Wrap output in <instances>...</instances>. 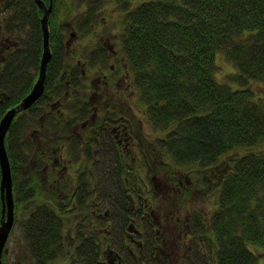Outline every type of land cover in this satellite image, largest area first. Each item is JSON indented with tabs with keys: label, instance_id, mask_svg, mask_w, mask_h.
Masks as SVG:
<instances>
[{
	"label": "trees",
	"instance_id": "1",
	"mask_svg": "<svg viewBox=\"0 0 264 264\" xmlns=\"http://www.w3.org/2000/svg\"><path fill=\"white\" fill-rule=\"evenodd\" d=\"M114 1L116 5L129 7L120 35L121 51L140 104L158 134L154 140H147L146 150L136 143L132 151L149 152V160L160 159L161 165L156 168L174 178L183 194L193 193L201 202H212L210 211H191L186 220L190 241H202L197 242L201 245H191L189 261L256 264L264 254V0ZM59 6L67 8L64 0H53L48 20L51 58L44 93L30 108L15 116L5 136L14 222H20L25 245L22 248L28 255L22 256L19 264H52L58 259H66L67 264H100L103 253L94 243L88 239L86 242L83 236L79 245L75 241L81 239L75 236L81 225L73 224L69 229L63 220L70 207V215L80 214V205L84 209L83 202L90 191L89 177L78 179L75 189L59 180L52 192L43 179L55 168L51 156L57 152L60 155L66 140L61 138L69 133L68 126L72 123L63 122L59 128L57 117L49 115L51 123L44 125L50 134H57L51 147H46L45 142L41 148L38 143L30 147L19 132L37 120L36 109L47 99L61 96L66 75L71 77L74 89L79 86L77 68H71L72 74L63 68L64 38L52 28L59 26L53 25L60 13ZM70 12L65 17L72 18ZM42 14L33 0H0V119L29 93L36 81L42 54ZM22 32L25 37L19 38ZM91 55V62L97 64L107 58L101 47ZM220 55L225 56L233 69L219 78L216 60ZM76 104L81 103H73L75 112L84 116V109L80 110ZM53 105L57 107L55 111L68 109L62 110L58 100ZM107 142L114 150L115 143L110 137ZM30 154L34 157L48 154L50 162L44 157L43 163L41 157L34 159L38 166L31 167ZM106 154L107 164H99L109 173L104 171L101 177L110 180L115 193L104 197L98 192L95 198L100 197L97 206L101 208L99 215L96 210L93 214L100 225L102 219L108 221L112 215H104L101 210L108 207V199L110 204L113 201L118 208L113 219L119 222L120 229L126 226V232L133 218L128 205L138 202L134 192L124 194V182L117 192L118 179L122 176L129 179L130 175L125 156L122 158L119 152L113 157ZM181 173L184 175L180 179ZM73 192L77 193L74 200ZM147 202L154 204L149 198ZM1 210L0 196V220ZM102 234L101 229L96 235ZM121 243L122 248L124 239ZM150 249L152 252L153 246Z\"/></svg>",
	"mask_w": 264,
	"mask_h": 264
},
{
	"label": "rangeland",
	"instance_id": "2",
	"mask_svg": "<svg viewBox=\"0 0 264 264\" xmlns=\"http://www.w3.org/2000/svg\"><path fill=\"white\" fill-rule=\"evenodd\" d=\"M64 5L67 7L65 10L62 6L57 7L60 13L53 25L58 23L59 26L52 28L64 38L66 50L63 68L69 74H72L71 68H77L76 73L78 72L79 74L76 76V82L79 86L74 89L71 86V77L66 75L63 80V88L60 92L61 96L58 98L49 96L50 98L48 97L49 99L44 102L43 106L36 109V111L38 110L36 112V115H38L37 120L29 122L27 127L19 130L24 138L23 142L25 141V143H29L30 147L32 145H37L38 143V147L40 146L41 148V145H44V142L46 147L49 145L50 147L54 146V141L51 140L52 138H56L57 134H50L48 127L44 125L46 123H51V120H48L49 115L57 117L58 124H60L59 128L62 127V124H64L63 122L72 123V120L74 119L71 125L73 126V124H76L78 129L75 131L74 138L66 139L63 143L64 146L60 155L58 152L56 153L58 162L55 164L59 170H61L60 168L63 167V164H68L67 166L65 165L66 171L64 172L56 169L59 174V180L62 179L61 173H64V178H68L69 182L72 181V184L77 186V182L75 181L78 179L85 180L86 175L93 176L96 178L95 181H98L94 186V189L96 191L98 190V192L101 191L106 197L111 193L112 195L115 193L112 185L108 183L110 180L101 177V175L99 177L98 175V168L102 174L106 170H102L98 163L94 169V173H90V171L93 172L90 170V164L92 161H95L94 156L98 157V162L101 164H107V152L110 153L112 157L117 152L120 153L122 158L125 156L124 159L126 158L127 160L126 165L129 169L131 168L132 171L130 170L129 179L125 176L118 179V183H120L117 192H119L123 182L124 194H126V192H134L138 204L136 205V203L134 204V202H132V207L130 204L128 205L127 209H133V214L130 215L136 220L138 226L141 225L144 227L143 230L148 229L147 236L149 235L148 242H150L154 234L151 226L156 229L157 227H155V224L151 221L153 220L151 213L148 214V217L141 215V213L149 212L146 207L141 208V205L147 203V198L152 199L155 204L153 210L156 212V214L153 213V215L156 216V218L162 211H164V213H161L163 215L168 212L169 225L165 222L163 224L166 226L159 227L158 231H160V234L156 235V237L160 236V238H157L156 242L158 244L161 243V236L163 233L168 234L170 230L169 228L174 226L175 228H173V230H176L175 234L177 235L174 241H176L179 249L177 263L187 264L191 252V245L194 247L196 245H201L197 242L201 243L202 241H190L186 219H189L191 211H198L199 209L210 211L212 209V202L209 200L201 202V199L199 197H194L193 193L188 195L183 194L181 192L182 190L180 191L175 185L177 181L174 178L172 179L166 174V172L158 171L156 168L161 165L160 159L149 160V152H147V154H139L132 151V145L137 146L138 143H141V147L144 146L146 150L148 143L147 140H154L158 134L153 131V127L150 125L148 116L145 112L146 109L140 104L139 98L136 94V88L132 83V74L129 70L126 59L124 58L125 56L121 51L120 35L124 27V19L129 11V7L124 8L116 5L114 0H64ZM68 10H71L70 16H72V18L65 17L69 13ZM66 12L68 13L66 14ZM24 37L25 35H23L22 32L19 38ZM100 47L107 52V58L103 63H92L90 59L92 56L91 54L97 49H100ZM216 62L219 66V78L233 69L231 63L225 58V56L223 57L220 55ZM253 89H257L256 85L253 86ZM56 100H58L59 103H62V110H65L66 108L68 109H66L65 112L61 110L55 111L57 107L53 104L56 103ZM74 102L81 103L79 105L76 104L75 106H78L80 110L84 109V112L82 113L84 116L80 117L81 114L75 112V109L73 108ZM54 112H56L57 115ZM68 114L69 116L67 117ZM79 117L81 120H79ZM93 117L98 118L96 121L87 122V129L81 131L80 125ZM108 119L121 121L122 125L125 123L126 129L128 130V136L126 135V138H128L120 144L121 146L116 143L117 145L116 147L114 145V150L107 146L106 140L108 138L105 136L107 130L104 129L99 133L96 132L94 134H98L97 144L95 142V136L91 132L93 128L100 129L101 126L99 125L104 124L103 121ZM75 120L79 122L74 123ZM50 126L52 127V124ZM112 126H106V128L109 127L112 129ZM68 131L69 133L67 135H70L71 131ZM64 138L66 137H62L61 140ZM111 140L113 141V139ZM46 152L48 153V150H46ZM137 154L138 156H136ZM28 157L31 158V167L38 166L37 161L34 159H41L42 157L44 163L45 157L46 162L48 163L49 161L48 154H41L36 157L31 156L30 154ZM61 157H63L65 163L60 159ZM33 169L34 168L31 170ZM106 173H109V171H106ZM113 175L115 174L113 173ZM179 175L178 177L181 179L184 174L181 173ZM21 176L23 177V175ZM47 178L48 177L46 176L43 177L48 184ZM90 181L92 180H89V182ZM88 188L91 189V187ZM95 190L88 191L87 193H93ZM93 198L95 197L88 196L87 201L86 199L84 200V209L82 208V205H78L80 214L76 213L77 215H70L72 214L71 207L65 212L67 216H64L63 220L64 223L69 226V229L70 227H74L73 224L78 223L81 225V231L78 234H75V236L78 235L81 237V239L77 240L75 238V241L78 242L77 244L79 245V243L83 242L82 236L85 238V241L88 239L97 243H99L98 237H100L102 241L104 237H106L108 243L110 242L112 248L120 253L126 264H137L139 262H142L143 264H152L153 261L150 257V255H152L150 250L151 244L145 245L140 252H138L137 247L134 246L133 250L137 255L135 259L133 258V255L130 256L129 252L123 249L124 243L122 248L120 247L122 244L121 240L125 237L124 229L126 226L120 229L119 222L113 219L114 217H117L118 214V208L114 207L113 201L108 207H102L101 210L103 214L108 210V213L112 216H109L108 221L102 219V224L100 226L98 225V217L92 215V213L96 210L98 211L96 214L99 215L98 208L100 209L101 205L97 206V203ZM98 198L100 199V197ZM57 199H59V197ZM55 204L60 205L59 201H56ZM88 211H91L92 213L90 214ZM102 213H100V215ZM150 221L152 223H149ZM14 223L3 253L4 264H19V262L22 261V256H28L22 248L25 247V245L22 239L20 222L18 223L17 221ZM149 225L150 228L148 227ZM101 229L103 230V234L97 236V233H101ZM144 237L146 236L144 235ZM154 251L157 253V249ZM199 255L202 256V253H199ZM140 259H142V261H140ZM157 259H159V257H157ZM159 262H161V264L164 262L165 264L171 263L170 259L168 261L162 259ZM52 264H67V260L58 259ZM256 264H264V254L260 255Z\"/></svg>",
	"mask_w": 264,
	"mask_h": 264
},
{
	"label": "flooded vegetation",
	"instance_id": "3",
	"mask_svg": "<svg viewBox=\"0 0 264 264\" xmlns=\"http://www.w3.org/2000/svg\"><path fill=\"white\" fill-rule=\"evenodd\" d=\"M97 118H94L93 117V118H90L89 120H86L85 122H83V124L80 125L81 131H85L87 129V127H88V124L86 125L87 122H89V121H96ZM73 120H72V123H73ZM79 120H81V119L79 118ZM78 122L79 121H77V120L74 121V123H78ZM103 122H104V124L99 125V126H101L100 129L99 128H95V129L93 128L92 129L91 132L93 133V135L96 132L99 133L101 130H104V129L107 130V134L105 136L106 137L108 136L111 139H113V142H115V147H116L117 144H119V145L122 144V142L125 141L128 138V137L126 138V135L128 134V130L126 129V124L125 123H124V125H122V122L121 121H115L113 119L104 120ZM106 126H112V129L109 128V127L106 128ZM68 127H69V130L71 131V134L70 135H66L65 136L66 138H64V139L74 138L75 131L78 130L76 124L75 125L73 124V126L70 125ZM109 129H110V132H109ZM94 136H95V142L97 144L98 143V140H97L98 139V134L97 135H94ZM106 142H107V140H106ZM109 145H112V144L107 142L108 148H109ZM63 146H64V144H63ZM63 146H62V148H63ZM123 151H121V152H123ZM56 157H57L56 154L53 155V156H51V158H52L51 161L53 163V166H55V168L52 167L51 170L48 171V189L51 190L50 192H52V189L55 186H58L60 184V182H58L59 181L58 171H63V172L66 171L65 168L68 165L63 160V157H61L60 159L65 163L66 166L63 164L62 165L63 167L60 168L61 170H59L58 167H56V164L58 162V158H56ZM94 159H95V161H92V163L90 164V166H91L90 170H92L93 172L90 171V173H94V169L96 168V166L99 163L98 162L99 160H98V157L97 156H94ZM99 166H100V164H99ZM130 170H131V168L129 169V171ZM126 172L127 171H125V173ZM61 174H62V176H61L62 179L60 180L61 183L62 182H67V183H70L72 185V187H74V185L72 184V181L69 182L68 178L65 179L64 178V176H65L64 173H61ZM98 175H99V177L101 175L99 168H98ZM88 177L92 181L87 182V188L88 187H91L90 191L91 190L93 191V190H95L94 189L95 188L94 186L96 185V183H98V181H95L96 178L93 177V176H88ZM75 182H77V181H75ZM57 191L58 190H56V192ZM97 192H98V190L97 191L95 190L93 193H89L88 196L95 197V195L97 194ZM100 192L101 191H99V193ZM76 195H77V193H75V192H73V194H71L73 200L76 199ZM104 197H106V196H104ZM93 200L97 204L99 203V198H96V200H95V198H93ZM131 200H132V197H131V195H129V201H131ZM107 201L110 204V200L108 199ZM154 206H155V204H148V202L145 203V205L142 204L141 205V208L142 207H146L149 212H147V213H141V215H145L144 217H148V214L151 213V215L153 216V220H151V221L155 224V227H157V226L158 227L166 226L165 224H163L165 222L169 225V217H168L169 213L167 212V213H165L163 215L161 213H164V211H162L158 215V217L156 218V216L153 215V213L156 214V212L153 210V208H155ZM129 211L133 214V209L132 210L130 209ZM94 212H96V211H94ZM105 214H108V210H107V212L105 211ZM92 215H94V214L92 213ZM164 217H165V220H164ZM151 221L149 223H152ZM98 225L100 226V223ZM148 227L150 228V225ZM173 228H175V227L172 226L171 228H169L170 230H169L168 234H164L163 233V235L161 236L162 237V241H161V243L158 244L156 242V239L157 238H160V236L156 237V235L160 234V231H158L159 230L158 228L157 229L154 228V227L152 228V226H151V229L154 231L153 232L154 234H153V237H152V240L150 241L151 242L150 243V242H148L149 235L147 236L148 229L147 230H143L140 226H138V224L136 223V220H134V218H130V223L128 224V226L126 228L125 237L123 238L124 239V247H125L126 251L129 252V255L130 256L133 255V258L135 259V257H137V255H136V253H134V250H133L134 246H136L137 247V251L140 252L141 250H143V248H144L145 245H147V244L150 245L151 244L150 246H153V251L151 252L152 255H150V257H151L152 260L154 259V261H156V264H161V262H159V261H161L162 259L163 260H166V261H168L170 259V261H171L170 264H178L177 263L178 262V260H177V254H178V250L179 249H178V245H177L176 241H174V239H176L177 235L175 234V231L176 230H173ZM144 235L146 237H144ZM99 239H100V237H98L99 243L93 242L91 240H90L91 241L90 243H94V245L99 249V251H101L103 253V258L102 259L100 258V261H99L100 264H126L124 262V259L120 255V253H118V251L116 252V250H114L112 248V244L110 242L108 243V240H107L106 237H104L103 241L100 239L102 242ZM184 242H185V239H184ZM155 249H157V253H155V251H154ZM157 257H159V259H157ZM137 264H143V263L142 262H139ZM163 264H165V262ZM187 264H192L189 261V258H188Z\"/></svg>",
	"mask_w": 264,
	"mask_h": 264
},
{
	"label": "water",
	"instance_id": "4",
	"mask_svg": "<svg viewBox=\"0 0 264 264\" xmlns=\"http://www.w3.org/2000/svg\"><path fill=\"white\" fill-rule=\"evenodd\" d=\"M43 11L40 20L42 31V54L39 65L37 79L34 82L29 93L14 107L8 109L0 119V196L2 203L1 220H0V264L5 244L14 224V202L12 193V177L8 155L5 148V136L10 128L15 116L22 111L30 108L43 94L46 70L51 58L49 47L48 19L52 11V1L49 0L48 6L41 0H33Z\"/></svg>",
	"mask_w": 264,
	"mask_h": 264
}]
</instances>
